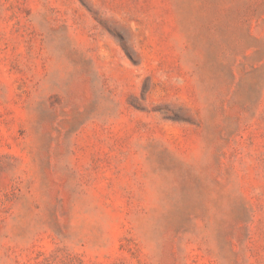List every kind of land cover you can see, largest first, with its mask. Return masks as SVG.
Wrapping results in <instances>:
<instances>
[{
    "label": "rangeland",
    "instance_id": "obj_1",
    "mask_svg": "<svg viewBox=\"0 0 264 264\" xmlns=\"http://www.w3.org/2000/svg\"><path fill=\"white\" fill-rule=\"evenodd\" d=\"M0 264H264V0H0Z\"/></svg>",
    "mask_w": 264,
    "mask_h": 264
}]
</instances>
